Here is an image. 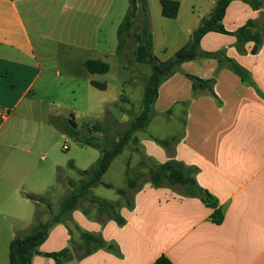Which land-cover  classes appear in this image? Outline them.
Here are the masks:
<instances>
[{
    "label": "crops",
    "instance_id": "0c3cea01",
    "mask_svg": "<svg viewBox=\"0 0 264 264\" xmlns=\"http://www.w3.org/2000/svg\"><path fill=\"white\" fill-rule=\"evenodd\" d=\"M175 1L180 2L178 16L167 19L162 16L160 0H148L153 54L161 62L172 59L189 43L201 21L211 17L219 0ZM129 7V0H0V264H10V245L16 232L30 229L35 222L40 206L27 195L46 196L54 189L51 177L60 168L54 166L52 173L44 171L33 147H14L16 137L10 124L23 97L46 90L42 76L48 69L50 54L45 45L89 44L74 55L80 60L79 66L87 70L88 60L104 61L111 67L107 74L87 72L91 81L106 77L113 66L111 52L104 45L116 40L114 52L118 55V32ZM260 13L242 0H233L222 23L226 31L235 33L249 21L257 20ZM153 20L161 25H168L165 22L170 20L176 29L170 36H160L155 34ZM237 44L235 35L210 32L202 38L200 50L223 53L236 61L246 70L245 79L218 58L198 57L183 63L180 71L159 86L154 115L146 130L138 131L134 137L140 152H135L138 160L155 165L170 160L155 138H180L175 145V159L198 168L196 179L215 197L217 208L209 207L200 198L182 196L146 182L135 196L134 209L124 205L119 209L124 225L114 220L102 223L98 211L93 214L78 208L72 214V224L59 223L50 229L31 264H57L46 254L72 247L78 237L70 231L71 225L101 237L105 243V247L77 264H154L162 256L172 264H264V44L257 54L251 52L253 42L245 45V53H240ZM65 56L70 58L69 54ZM71 66L69 63L63 67L71 70ZM122 68L140 71L136 67ZM187 75L214 79V95L208 91L195 93ZM17 95L22 96L18 99ZM122 120L127 119L122 116ZM155 123L166 132L149 131ZM61 133L63 137L67 135ZM41 135L26 133L21 137L37 142ZM111 139L112 146L108 141L94 142L97 147L77 140L99 151L93 154L88 169L102 156L103 149L114 148L118 141ZM128 153L124 150L117 156L105 174L113 170L118 157L125 156L119 168L125 186L104 183V175L102 182L113 187L108 189L126 187ZM142 171L147 174L148 168ZM118 199L117 196L112 201ZM220 208L224 219L218 224L212 215Z\"/></svg>",
    "mask_w": 264,
    "mask_h": 264
},
{
    "label": "trees",
    "instance_id": "16d2710c",
    "mask_svg": "<svg viewBox=\"0 0 264 264\" xmlns=\"http://www.w3.org/2000/svg\"><path fill=\"white\" fill-rule=\"evenodd\" d=\"M233 0H219L210 18H204L201 21L200 27L194 31L189 43L180 49L175 56L165 62L159 61L153 54V40L151 31V12L148 0H129L130 7L128 14L118 32L119 45L118 51H121L123 45L122 33L124 27L131 29L133 24H136L137 37L133 42V47L136 50L134 60L138 63L148 64L152 68L150 80L145 84L143 110L136 120L131 123L129 131L121 136L114 148L103 149L102 156L88 170L79 171V175L83 177L79 186L74 182L70 183L73 188L70 195L66 196L60 203V212L52 222H34L30 229L17 231L14 240L10 245V264H31L32 259L36 254H39V247L48 238L50 229L59 223H73V212L79 208L81 201L87 199V196L92 188L100 185H105L107 188H113L111 185H106L102 182L103 176L110 168L113 160L119 156L130 141L132 135L138 131L146 130L148 123L154 115V104L158 98L159 86L170 76L180 71L183 63L195 60L198 57L218 58L222 65L231 69L245 79L247 77L246 70L241 67L236 61L227 58L223 53H204L200 50V42L202 38L210 33L217 32L229 35H235L238 39L237 48L240 53H245V45L253 42L254 46L251 49L253 54H257L264 44V0H242L249 4L254 10L260 11V17L257 20L249 21L245 26L240 28L235 33L226 31L222 23L226 10ZM162 7V16L167 19H176L180 9V2L175 0H160ZM141 14V15H140ZM131 19L133 20L131 22ZM87 70L90 74H107L110 71V64L100 60H88L86 62ZM192 81L195 93L199 91H208L214 95L213 85L214 79L202 80L198 77L187 75ZM91 85L101 91L108 88L107 83L91 81ZM55 127L63 133L75 137L79 142L85 145H97L90 140H83L79 137L80 132L78 125L74 119L68 122L54 121ZM97 132H103L104 128L101 124H95L92 128ZM180 138L174 136L167 139L155 138V141L163 146L170 160L164 164L155 165L147 164L145 160H141V165L148 166V173H140L135 177L127 178V188H116L117 194L126 202V207L130 210L135 207V196L141 190L142 186L149 182L153 186L161 188H170L178 194L186 197L200 198L206 205L212 208H217L218 202L215 197L198 183L196 175L197 167H191L183 162L175 159V145ZM74 168V165L71 164ZM147 175V176H146ZM142 180L140 184L139 181ZM132 191V192H131ZM27 197L38 204L47 203L46 196L27 195ZM98 207V219L105 223L110 220L116 221L119 225L125 224V219L119 213L122 203L109 202L100 198L93 201ZM38 218L36 213L35 221ZM212 219L220 224L224 219V211L216 209L212 215ZM80 233L82 244L75 245L61 252L46 254L53 258L57 264H67L73 259L80 262L83 258L92 254L95 250L105 247V243L101 237L95 236L88 232L82 231L76 226ZM73 233V230L70 229ZM77 252H82L77 255ZM154 264H172L171 261L162 256Z\"/></svg>",
    "mask_w": 264,
    "mask_h": 264
},
{
    "label": "rangeland",
    "instance_id": "374dc122",
    "mask_svg": "<svg viewBox=\"0 0 264 264\" xmlns=\"http://www.w3.org/2000/svg\"><path fill=\"white\" fill-rule=\"evenodd\" d=\"M165 23H168V25H161L153 20L155 34L167 37L175 31L176 28L172 26L174 22L167 20ZM136 27V24H133L130 30L124 27L122 33L123 45L121 51H118V55L114 52L116 40L113 44L104 45L108 48L107 51L111 52L109 60L113 66V71L106 77H96V81L108 84L109 89L105 92L94 88L90 84L92 76L88 74L84 67L79 66L80 60L74 56L82 53L84 46L90 47L89 44L80 42L79 44L62 45L50 42L45 45L50 54L47 60L48 69L42 76L44 81L42 83L46 86V90L42 93L37 92L36 95L29 94L23 97L10 122L11 126H14L13 134L16 137L13 140L14 147H33L37 153V161L44 171L48 170L49 173H52L51 170H53L54 166L60 167L58 173L51 177V182H54V189L46 195L47 203L40 205L38 218L35 222L47 223L55 219L60 212V203L73 190L70 183L74 182L79 186L83 179L79 175V171L88 169L92 163L90 160L94 158L93 154H98L99 152L94 148L80 145L75 137L69 135L63 137L62 131L55 127L54 121L68 122L74 119L83 140L91 139L93 142L102 144H108L106 143L108 141L110 146H112L111 142L113 140L111 138L114 137L116 141H119L121 136L129 131L131 123L141 114L145 84L150 80L149 76L152 75V68L148 64L137 63L134 60L136 50L133 47V42L138 35ZM110 46L112 49H109ZM68 54L70 58L65 59L64 57H67L65 55ZM121 56L122 58H120ZM69 63H71L73 68L65 70L63 66ZM122 64L124 68L133 70L136 67L140 71L127 72L123 70ZM139 72L141 75H139ZM134 79H139V81L137 82L136 80L132 84ZM21 96L17 95V98L19 99ZM122 116L127 120H122ZM95 124H101L104 131L97 132L92 130L91 128ZM151 130L165 131L159 128L156 123L151 126L149 131ZM92 132H95L94 136H91ZM26 133L33 135L35 133L42 134L41 136L43 137L37 142L36 140L33 141V139L23 140L21 135ZM136 133L132 135L124 149L129 151L126 188L128 177H135V175L140 173L146 174L142 170L148 168L140 164L141 158L138 160L135 154V152L140 153L138 152L136 138H134ZM115 143L117 144L118 142ZM64 144L69 145L68 150L63 149ZM124 158L125 156L123 155L118 157L113 170L104 176V183H112L117 187L125 186L121 182L122 177L120 175ZM71 164L74 165V168L71 167ZM139 183L141 184L142 180ZM117 196L119 199L112 201ZM96 198L113 203L120 201L122 205L126 206V202L117 194L116 189L99 186L94 190H90L87 199L81 201L79 208L95 214L98 211L96 210L98 206L93 202ZM71 228L76 233V237H78L75 245L82 244L79 231H77L75 226L71 225ZM81 253L77 252L76 254L80 255ZM67 264H77V260L73 259Z\"/></svg>",
    "mask_w": 264,
    "mask_h": 264
},
{
    "label": "built area",
    "instance_id": "2783aa9c",
    "mask_svg": "<svg viewBox=\"0 0 264 264\" xmlns=\"http://www.w3.org/2000/svg\"><path fill=\"white\" fill-rule=\"evenodd\" d=\"M63 149L64 150H68L69 149V145L68 144H64Z\"/></svg>",
    "mask_w": 264,
    "mask_h": 264
},
{
    "label": "water",
    "instance_id": "95a60500",
    "mask_svg": "<svg viewBox=\"0 0 264 264\" xmlns=\"http://www.w3.org/2000/svg\"><path fill=\"white\" fill-rule=\"evenodd\" d=\"M109 249H111V247H109Z\"/></svg>",
    "mask_w": 264,
    "mask_h": 264
}]
</instances>
